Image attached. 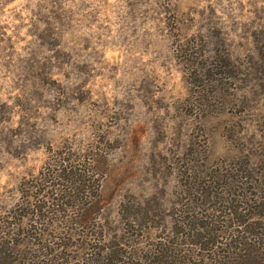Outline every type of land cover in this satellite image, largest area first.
<instances>
[{"label":"rangeland","instance_id":"1","mask_svg":"<svg viewBox=\"0 0 264 264\" xmlns=\"http://www.w3.org/2000/svg\"><path fill=\"white\" fill-rule=\"evenodd\" d=\"M68 156L95 171L61 205ZM186 219L264 223V0H0L8 263L212 264Z\"/></svg>","mask_w":264,"mask_h":264},{"label":"trees","instance_id":"2","mask_svg":"<svg viewBox=\"0 0 264 264\" xmlns=\"http://www.w3.org/2000/svg\"><path fill=\"white\" fill-rule=\"evenodd\" d=\"M69 161L71 162L70 156L64 157L62 159V166L57 167V165L54 172L49 174L51 180L56 179L58 181L50 186L52 187L53 200L61 202V205H63L65 200L73 197L77 199H83L86 197L85 193L87 192L88 186H92L91 183L93 182L94 177L95 167L73 164ZM93 162H97V159L92 158V161H89L90 165ZM58 191H60V194ZM82 192L83 195L80 196V193ZM25 200V196H21V201H18L16 205H21V208H23L25 206ZM31 206L33 205L31 204ZM44 207L46 208V205ZM43 209L44 208L38 207L37 213L33 210V216H39V213H41ZM27 217L28 215L22 214V218L17 225L23 226V224L27 221ZM210 217L213 221V216ZM29 219L32 218H28V220ZM189 221V219L188 221L186 219V223L191 225L189 224ZM76 223L79 224V222ZM218 227L219 228H214L213 226L207 224L197 226L191 225V230L197 232L195 235L199 239L198 241L200 243H204L201 244L200 248L209 252L208 259L212 264H264V223L258 227L259 230L257 233H251L249 231L250 225L246 224V222H242L234 228L231 227L226 230L221 228V226ZM212 235H216L218 239L216 238L217 240L213 241V246H206L205 244L211 241ZM103 236L104 234L101 230L99 235L94 234L92 237L100 240ZM256 253H260L262 257L260 260L256 259L258 262L250 259L253 258L252 255ZM6 254H8V250L6 249L4 243L0 240V264H9ZM113 254L114 253L111 252L107 255L102 254V251L99 253L94 252L88 256L86 264H108L110 260H115V256H113ZM161 261V259H156V257L153 256L151 263L159 264ZM11 264L15 263L13 262ZM115 264H126V262L123 259L117 260V262L115 260Z\"/></svg>","mask_w":264,"mask_h":264}]
</instances>
